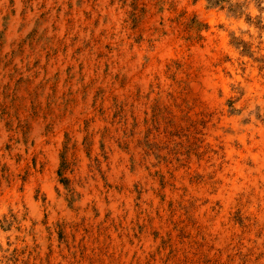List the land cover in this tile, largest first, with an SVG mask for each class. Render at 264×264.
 Returning <instances> with one entry per match:
<instances>
[{"label":"rangeland","instance_id":"1","mask_svg":"<svg viewBox=\"0 0 264 264\" xmlns=\"http://www.w3.org/2000/svg\"><path fill=\"white\" fill-rule=\"evenodd\" d=\"M0 264H264V0H0Z\"/></svg>","mask_w":264,"mask_h":264}]
</instances>
